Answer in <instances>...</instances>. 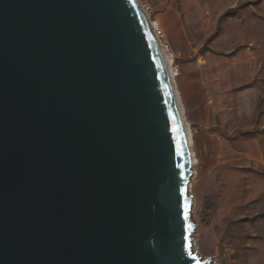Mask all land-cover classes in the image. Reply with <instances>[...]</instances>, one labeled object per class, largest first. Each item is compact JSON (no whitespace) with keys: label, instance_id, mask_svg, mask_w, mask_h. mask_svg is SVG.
<instances>
[{"label":"water","instance_id":"95a60500","mask_svg":"<svg viewBox=\"0 0 264 264\" xmlns=\"http://www.w3.org/2000/svg\"><path fill=\"white\" fill-rule=\"evenodd\" d=\"M191 175L138 0H0V264H213Z\"/></svg>","mask_w":264,"mask_h":264},{"label":"rangeland","instance_id":"374dc122","mask_svg":"<svg viewBox=\"0 0 264 264\" xmlns=\"http://www.w3.org/2000/svg\"><path fill=\"white\" fill-rule=\"evenodd\" d=\"M139 3L173 56L193 135L196 253L264 264V0Z\"/></svg>","mask_w":264,"mask_h":264},{"label":"bare ground","instance_id":"6f19581e","mask_svg":"<svg viewBox=\"0 0 264 264\" xmlns=\"http://www.w3.org/2000/svg\"><path fill=\"white\" fill-rule=\"evenodd\" d=\"M138 2H139V0H138ZM141 9H142V12L145 14V18H146V20L150 26L153 37H154L156 44L159 48L160 54H161L163 62L165 64V68H166V71H167V74H168V77H169V80H170V83H171V86L173 89L176 104H177V107H178V110L180 113L181 122H182V126H183V131H184V136H185L186 143L188 146V150H189V154H190V161H191L192 175L190 178V183L188 185V194L190 195V193H191V181H192V178L194 177V175L196 174L195 168L198 164V161H197V158H196L195 153L193 151L194 150L193 135H192L191 129L188 128L189 126L187 127V122H186L185 116H184V111H185L184 106H183L179 92H178L177 87H176V82H175V77H174V68H173V57H170L166 53L167 49L164 45H162V42L160 41V37H158V30H159L158 24L156 22H151L150 19L148 18V15H146L147 13L144 11V9L142 7H141ZM191 198H192V196H191ZM192 203H193V198H192ZM193 206H194V204H193ZM193 224H194V222H193ZM196 228H197V226L194 224V232H195ZM260 236L256 235V236H254V238L260 237ZM261 237L264 240V235H262ZM191 249L193 252L196 251L194 241L192 242ZM257 251L259 252V254L261 256L264 253V248H257Z\"/></svg>","mask_w":264,"mask_h":264},{"label":"built area","instance_id":"2783aa9c","mask_svg":"<svg viewBox=\"0 0 264 264\" xmlns=\"http://www.w3.org/2000/svg\"><path fill=\"white\" fill-rule=\"evenodd\" d=\"M160 35H161V32L158 30V37H160ZM165 47H166V46H165ZM166 49H167V47H166ZM166 53H167L170 57H173V56L169 53L168 49H167Z\"/></svg>","mask_w":264,"mask_h":264},{"label":"snow or ice","instance_id":"6c2138e0","mask_svg":"<svg viewBox=\"0 0 264 264\" xmlns=\"http://www.w3.org/2000/svg\"><path fill=\"white\" fill-rule=\"evenodd\" d=\"M186 211H187V209H186ZM194 259H195V257H193Z\"/></svg>","mask_w":264,"mask_h":264}]
</instances>
